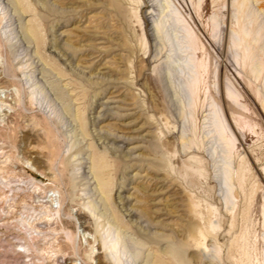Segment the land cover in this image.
<instances>
[{
  "label": "rangeland",
  "instance_id": "obj_1",
  "mask_svg": "<svg viewBox=\"0 0 264 264\" xmlns=\"http://www.w3.org/2000/svg\"><path fill=\"white\" fill-rule=\"evenodd\" d=\"M262 49L264 0H0V264H264Z\"/></svg>",
  "mask_w": 264,
  "mask_h": 264
},
{
  "label": "bare ground",
  "instance_id": "obj_2",
  "mask_svg": "<svg viewBox=\"0 0 264 264\" xmlns=\"http://www.w3.org/2000/svg\"><path fill=\"white\" fill-rule=\"evenodd\" d=\"M157 28V30H158V26L156 27ZM262 50H264V49H262ZM256 73V72H255ZM215 120H217L218 121V117H216V119ZM219 122H221V121H219ZM218 123V122H217ZM218 129V128H217ZM218 134V133H217ZM219 136V135H218ZM98 162H99V160H98ZM98 163L96 162V164L95 165H97ZM101 163H99V165H100ZM99 165H97V166H99ZM101 167V166H100ZM97 168V167H96ZM118 195V194H117ZM129 218V217H128ZM109 255H111V258L114 260V263L115 264H117V260H115L114 259V256H113V251H114V244H112L110 247H109Z\"/></svg>",
  "mask_w": 264,
  "mask_h": 264
}]
</instances>
